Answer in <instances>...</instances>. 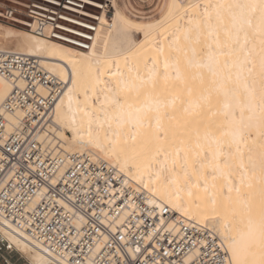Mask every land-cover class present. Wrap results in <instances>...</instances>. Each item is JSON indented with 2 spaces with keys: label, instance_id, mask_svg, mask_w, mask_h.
<instances>
[{
  "label": "bare ground",
  "instance_id": "bare-ground-1",
  "mask_svg": "<svg viewBox=\"0 0 264 264\" xmlns=\"http://www.w3.org/2000/svg\"><path fill=\"white\" fill-rule=\"evenodd\" d=\"M113 6L87 50L0 23V48L37 57L66 82L48 139L105 160L149 203L209 227L232 264H262V0H172L155 24L173 17L122 54L107 52ZM10 89L0 76V103ZM0 230L30 264H61Z\"/></svg>",
  "mask_w": 264,
  "mask_h": 264
},
{
  "label": "built area",
  "instance_id": "built-area-1",
  "mask_svg": "<svg viewBox=\"0 0 264 264\" xmlns=\"http://www.w3.org/2000/svg\"><path fill=\"white\" fill-rule=\"evenodd\" d=\"M115 0H0V23L77 49L111 25ZM0 224L61 264H229L207 226L149 203L116 167L48 137L66 82L0 48ZM11 114L12 119L6 115ZM0 264H30L0 230Z\"/></svg>",
  "mask_w": 264,
  "mask_h": 264
},
{
  "label": "rangeland",
  "instance_id": "rangeland-1",
  "mask_svg": "<svg viewBox=\"0 0 264 264\" xmlns=\"http://www.w3.org/2000/svg\"><path fill=\"white\" fill-rule=\"evenodd\" d=\"M171 1L172 0H116L120 14L117 16L113 27L114 29L111 32L112 36L108 42L107 52L122 54L132 51L135 45L145 36L152 33L154 29L160 28L165 21L173 17L172 12L164 20L155 24V21L162 17ZM6 26L7 28L11 27L9 25ZM6 26H0V28L4 29ZM10 47L14 48L13 45ZM66 135H69V133L67 132ZM66 144L71 145L67 137Z\"/></svg>",
  "mask_w": 264,
  "mask_h": 264
},
{
  "label": "snow or ice",
  "instance_id": "snow-or-ice-1",
  "mask_svg": "<svg viewBox=\"0 0 264 264\" xmlns=\"http://www.w3.org/2000/svg\"><path fill=\"white\" fill-rule=\"evenodd\" d=\"M262 4H264V0H262ZM229 264H232L231 260H229ZM262 264H264V262H262Z\"/></svg>",
  "mask_w": 264,
  "mask_h": 264
}]
</instances>
